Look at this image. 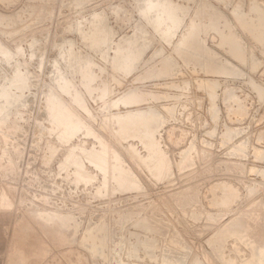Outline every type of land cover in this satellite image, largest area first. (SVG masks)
I'll return each instance as SVG.
<instances>
[{
    "label": "rangeland",
    "instance_id": "374dc122",
    "mask_svg": "<svg viewBox=\"0 0 264 264\" xmlns=\"http://www.w3.org/2000/svg\"><path fill=\"white\" fill-rule=\"evenodd\" d=\"M262 12L264 0H0V264H178L183 253L224 264L220 252L240 264L256 252L239 232L264 244ZM225 61L229 72L211 69Z\"/></svg>",
    "mask_w": 264,
    "mask_h": 264
},
{
    "label": "bare ground",
    "instance_id": "6f19581e",
    "mask_svg": "<svg viewBox=\"0 0 264 264\" xmlns=\"http://www.w3.org/2000/svg\"><path fill=\"white\" fill-rule=\"evenodd\" d=\"M161 5H162V4H161ZM151 6H152V5H151ZM154 6H155V5H154ZM163 7H164V6H163ZM178 8H179V7H178ZM162 9H163V8H162ZM166 10H167V9H166ZM178 10H179V9H178ZM150 11H151V10H150ZM182 11H183V10H182ZM262 13L264 14V12H262ZM262 13H261V15H262ZM261 15H260V17L264 16V15H262V16H261ZM157 16H158V15H157ZM165 16H166V15H165ZM239 17H240V16H239ZM262 19H264V18L262 17ZM239 20L242 21L243 18H241V19L239 18ZM153 21H154V20H153ZM4 23H5V22H4ZM108 23H109V22H108ZM157 24H158V23H157ZM242 24H244L245 26L247 25V24H245L243 21H242ZM193 25H194V24H193ZM255 26H257V25H256V24L253 25V27L255 28V30H257V28H259V27H258V26L255 27ZM262 26H263V25H262ZM251 27H252V26H251ZM251 29H252V31H253V35H254V32H255V31L253 30V28H251ZM95 31H96V30H95ZM92 32H93V31H92ZM109 32H110V31H109ZM251 34H252V32H251ZM258 34H259V33H258ZM260 34H262L261 31H260ZM231 35H232V34H231ZM233 35H234V34H233ZM253 35H252V36H253ZM256 35H257V33H256ZM256 35H255V36H256ZM262 35H263V34H262ZM143 36H144V35H143ZM234 36H236V35H234ZM234 36H233V37H230V36H229V37L232 38V40H237L238 38H236V37H234ZM258 36H259V35H258ZM260 37H263V36H260ZM230 38H229V40H230ZM233 38H234V39H233ZM235 38H236V39H235ZM256 38H257V37H256ZM259 40H260V39H259ZM259 40H258V41H259ZM1 41H2V40H1ZM225 41H227V39H226ZM239 41H240V40H239ZM230 42H231V41H229L228 43H230ZM232 42H233V41H232ZM234 42H235V41H234ZM259 42H260V41H259ZM133 43H134V42H133ZM135 43H136V42H135ZM160 43H161V42H160ZM236 43H237L236 45H238V42H237V41H236ZM239 43H241V42H239ZM99 44H100V43H99ZM233 44H234V43H233ZM129 45H130V44H129ZM230 45H232V44H230ZM234 45H235V44H234ZM235 47H236V46H235ZM237 47H238V46H237ZM232 48H234V46L231 47V50H232ZM243 48H244V47H243ZM131 49H133V48H131ZM234 49H236V48H234ZM244 49H245V48H244ZM244 49H243V50H244ZM142 50H143V49H142ZM239 50H241V49H239ZM205 51H206V50H205ZM237 51H238V48H237ZM244 51H245V50H244ZM126 52H127V51H126ZM207 52H208L210 55H212L213 57L216 55L215 51L209 50V51H207ZM233 52H234V51H233ZM239 52H240V51H239ZM234 53H235V52H234ZM246 53H247V52H246ZM235 54H236V53H235ZM70 55H71V54H70ZM244 55H246V54H244ZM241 56H242V55H241ZM236 57H239V55L236 56ZM242 57H243V56H242ZM243 58H244V57H243ZM243 58H241V59H243ZM245 58H247V57L245 56ZM209 61H210V60H209ZM228 61H229V60H228ZM228 61H225L226 63H225L224 66L221 65L220 67H219V66L217 67V65H215L216 67L214 66V67H212L211 69H212L213 71H219L220 73H221V71H222L223 73H225V72L227 73V72H229V70L232 68V66H231L232 63H230V62H228ZM84 66H85V65H84ZM111 66H112V65H111ZM86 68H87V67H86ZM90 68H91V67H90ZM85 71H86V70H85ZM62 78H63V77H62ZM65 78H66V77H65ZM60 80H61V79H60ZM68 80H69V79H68ZM68 80H67V81H68ZM82 80H83V79H82ZM61 81H62V80H61ZM61 81H60V82H61ZM65 81H66V79H65ZM67 81H66V82H67ZM113 81H114V80H113ZM62 82H63V81H62ZM66 82H64V83H66ZM68 82H71V81H68ZM64 83H63V84H64ZM66 84H67V83H66ZM68 84H69V83H68ZM91 84H92V83H91ZM61 85H62V84H61ZM71 85H72V84H71ZM71 85H70V86H71ZM59 86H60V85H59ZM105 86H106V85H105ZM61 87H63V86H61ZM66 87H69V86L66 85ZM106 87H107V86H106ZM65 89H66V88H65ZM65 89H64V90H65ZM69 89H70V87H69ZM72 89H74V88H72ZM105 89H107V88H105ZM108 89H109V88H108ZM64 90H62V91H64ZM74 90H76V89H74ZM212 90H213V88H212ZM66 91H67V90H65V92H66ZM77 91H78V90H77ZM106 91H107V90H106ZM106 91H105V92H106ZM69 92H70V91H69ZM71 93H73V92L71 91ZM71 93H70V94H71ZM78 93H79V91H78ZM78 93H76V95H78ZM148 93H149V92H148ZM152 94H153V93H152ZM52 95H53V94H52ZM52 95H51L50 97H52ZM55 95H56V94H55ZM78 96H79V95H78ZM78 96H77V98H78ZM81 96L83 97V94H82ZM105 96H107V95H105ZM143 96H144V95H143ZM145 96H146V95H145ZM50 97H49V98H50ZM57 97H59V96L56 95L55 99H57ZM82 97H79V99H81ZM49 98H48V99H49ZM75 98H76V97H75ZM75 98H74V99H75ZM77 98H76V100H79V99H77ZM123 98H124V97H123ZM143 98H144V97H143ZM4 99H6V98H4ZM50 99H51V98H50ZM53 99H54V97H53ZM60 99H61V97L58 98L59 103H61V105H59L58 107H60V110H61V106H62L63 108L66 106V105H65V106L62 105V104H64L66 101L64 102V100H61V101L64 102V103H62V102H60ZM62 99H63V98H62ZM48 101H50V100H48ZM51 101H53V100L51 99ZM74 101H75V100H74ZM74 101H73V103H75ZM81 101H82V100H81ZM81 101H80V102L78 101V102L81 104ZM88 101H89V100H88ZM5 102H6V101H5ZM53 102H54V101H53ZM69 102H70V101H69ZM83 102H84V101H83ZM56 103H57V101H56ZM79 103H78V105H79ZM117 103H118V102H117ZM49 104H50V106L53 105V104L51 105V103H49ZM57 104H58V103H57ZM65 104H66V103H65ZM71 104H72V103H71ZM71 104L69 103V105H71ZM76 104H77V103H75V105H76ZM82 104H83V103H82ZM82 104H81V105H82ZM54 105L56 106L55 103H54ZM54 105H53V106H54ZM67 105H68V103H67ZM81 105H80V106H81ZM55 106H54V108H55ZM73 106H74V105H73ZM83 106L86 107V102H85V105H83ZM69 107H70V106H69ZM51 108H52V107H51ZM51 108H49V109H51ZM66 108H67V107H66ZM66 108H65V110H63L64 112L66 111ZM74 108H76V107H74ZM86 109H87V108H86ZM88 109H89V108H88ZM52 110H55V109L52 108ZM57 110H59V109H57ZM60 110H59V111H60ZM67 110L69 111L70 109L67 108ZM75 110H76V109H74V111H75ZM156 110H157V109H156ZM72 111H73V110H72ZM74 111H73V113H74ZM88 111H89V110H88ZM152 111H153V110H152ZM157 111H158V110H157ZM54 112H55V111H54ZM54 112H52V113H54ZM70 112H71V111H70ZM89 112H91V111H89ZM55 113H56V112H55ZM58 113L64 114V113L62 112V110H61L60 112H57L56 114H58ZM75 113H76V112H75ZM85 113L88 114V112H86V111H85ZM133 113H134V112H133ZM56 114H54V115L51 114V115H52V116H55V118L58 117L57 119H59V116H58V115L56 116ZM66 114L69 115V113H66ZM66 114H65V115H66ZM145 114H146V113H145ZM148 114H149V113H148ZM151 114H152V113L150 112V115H151ZM153 114H154V113H153ZM158 114H159V112H158ZM59 115H60V114H59ZM68 115H67V116H68ZM77 115H78V113H77ZM82 115H83V114H82ZM88 115H90V114H88ZM92 115H93V114H92ZM150 115H149V117L153 116V115H151V116H150ZM52 116H51V117H52ZM60 116H61V115H60ZM70 116L73 117V116H75V115L71 114ZM70 116H69V119H70ZM116 116H117V115H116ZM141 116H142V115H141ZM147 116H148V115H147ZM72 117H71V118H72ZM90 117H91V116H90ZM113 117H115V116L113 115L112 118H113ZM125 117H126V116H125ZM145 117H146V116H145ZM61 118H62V117H61ZM64 118H68V117L65 116ZM64 118H63V120L60 119L61 122L64 121ZM75 118H76V117H75ZM93 118H94V117H93ZM143 118H144V117H143ZM57 119H55V120H57ZM77 119H78V117L76 118V120H75V119H74V120H75L76 122H78ZM81 119H82V118H81ZM81 119H78V120H81ZM141 119H142V118H141ZM147 119H148V118H147ZM55 120H54V121H55ZM149 120H150V119H149ZM149 120H148V121H149ZM69 121H71V120H69ZM69 121H68V122H69ZM75 121H74V122H75ZM120 121H122V119H121ZM152 121H153V120H152ZM52 122H53V121H52ZM72 122H73V121H72ZM122 122H123V121H122ZM59 123H60V122H59ZM59 123H57V125H58ZM64 123H65V122H64ZM64 123H63V124H64ZM66 123H67V121H66ZM80 123H81V122H80ZM133 123H134V122H133ZM146 123H147V122H146ZM54 124H55V123H54ZM60 124H61V123H60ZM75 124H76V123H75ZM78 124H79V123H78ZM121 124L126 125L125 123H121ZM129 124H130V123H129ZM61 125H62V124H61ZM61 125H60V127H61ZM67 125H68V123H67ZM67 125H66V126H67ZM70 125H71V123H70ZM70 125H69V128L71 129ZM130 125H131V124H130ZM134 126H135V125H134ZM153 126H154V125H153ZM58 127H59V126H58ZM63 127H64V126H63ZM76 127H77V126H76ZM126 127H127V126H126ZM146 127H147V126H146ZM150 127H151V126H150ZM64 128L66 129V127H64ZM129 128H130V127H129ZM62 129H63V128H62ZM70 129H69V130H70ZM142 129H143V128H142ZM153 129H154V128H153ZM231 130H232V129H231ZM64 131H65V130H64ZM127 131H128V130H127ZM65 132H67V130H66ZM122 132H123V131H122ZM71 133L74 135L73 132H71ZM127 133H128V132H127ZM147 133H148V132H147ZM67 134H68V133H67ZM151 134H152V133H151ZM122 135H124V134H122ZM127 135H128V134H127ZM130 135H131V134H130ZM124 136L127 137L126 135H124ZM124 136H123V137H124ZM135 136H136V135H135ZM123 137H122V138H123ZM123 139H124V138H123ZM152 143H153V142H152ZM128 146H129V145H128ZM74 148H75V147H74ZM83 148H84V147H83ZM93 148H94V147H93ZM95 148H96V147H95ZM95 148H94V149H95ZM101 148H102V147H101ZM127 148H128V147H127ZM129 148H130L131 155H132L137 161L140 160V161H139V162H140L139 165L141 164V162H143L144 160H146L144 157L142 158L141 154L137 151V149H135V148H133V147H129ZM148 148H149V147H148ZM152 148H153V147H152ZM78 149H79V148H78ZM94 149H92V150L94 151V154H95V152H97V151H95ZM98 149H99V148H98ZM106 149H107V148H106ZM124 149H125V148H124ZM156 149H157V148H156ZM156 149H155V151H156ZM71 150H72V149H71ZM74 150H75V149H74ZM74 150H72V152H73ZM80 150H81V149H80ZM83 150H84V149H83ZM86 150H88V149H86ZM126 150H127V149H126ZM75 151H78V150H75ZM81 151H82V150H81ZM81 151H79V153H80ZM89 151H90V150H89ZM102 151H103V150H102ZM128 151H129V150H128ZM91 152H92V151H91ZM91 152H90V153H91ZM104 152H105V151H104ZM104 152H102L103 155H104ZM107 152H108V151H107ZM109 152H110V151H109ZM130 152H129V153H130ZM260 152H261V151H260ZM84 153L86 154V151H85ZM90 153H89V154H90ZM80 154H81V153H80ZM82 154H83V153H82ZM85 154H83V155H84V156H87V155H85ZM96 154H97V153H96ZM100 154H101V153H100ZM102 154H101V156H102ZM108 154H109V153H108ZM111 154H112V153H111ZM111 154H110V158H111ZM260 154H261V153H260ZM68 155H69V154H67V156H68ZM83 155H81V156L83 157ZM91 155H92V154H91ZM97 155H98V154H97ZM105 155H106V154H105ZM114 155H115V154H114ZM117 155H118V154H117ZM117 155H116V156H117ZM74 156H75V155H74ZM81 156H80V157H81ZM89 156H90V155H89ZM144 156H145V155H144ZM148 156H150V155H148ZM77 157H79V156L77 155ZM95 157H96V156H95ZM95 157H94V159H95ZM98 157H99V159H98V158H97V159L100 160V156H98ZM106 157L108 158L107 155H106ZM106 157H104V158H106ZM113 157H114V156H113ZM117 157H118V156H117ZM259 157H260V156H259ZM69 158L71 159V158H74V157H73V155H72V157L69 156ZM69 158H67V159L69 160ZM84 158H85V157H84ZM90 158H91V157H89V160H88V161H90ZM92 158H93V156H92ZM101 158H103V157H101ZM104 158H103V159H104ZM141 158H142V159H141ZM75 159L78 160V158H75ZM87 159H88V158H87ZM94 159H93V160H94ZM108 159H109V158H108ZM143 159H144V160H143ZM65 160H66V159H65ZM106 160H107V159H106ZM110 160H112V159H110ZM141 160H143V161H141ZM69 161L71 162V161H74V160L71 159V160H69ZM69 161H66V162H69ZM80 161H82V160H80ZM91 161H92V160H91ZM94 161H96V160H94ZM114 161H115V159H114ZM116 161H118V160H116ZM147 161H148V159H147ZM147 161H146V162H147ZM158 161H159V160H158ZM70 162H69V165H70ZM78 162H79V161H77V163H78ZM92 162H93V161H92ZM98 162H100V161H98ZM162 162H163V161H162ZM64 163H65V162H64ZM64 163H62V164H64ZM74 163H76V162L74 161ZM93 163H94V162H93ZM95 163H97V162H95ZM101 163H105V162H104V161H103V162L101 161ZM115 163H117V162H115ZM144 163H145V162H144ZM148 163L150 164V161H149ZM159 163H160V162H159ZM163 163H164V162H163ZM72 164H73V163H72ZM72 164H71V165H72ZM79 164H80V163H79ZM82 164H83V163H82ZM82 164H81V165H82ZM119 164H120V163H119ZM142 164H143V163H142ZM146 164H147V163H146ZM165 164H166V163H165ZM165 164H164V166H165ZM65 165H67V164H65ZM74 165H76V164H74ZM74 165H72V166H74ZM91 165H92V164H91ZM93 165H94V164H93ZM96 165H97V164H96ZM102 165H104V164H102ZM109 165H111V164H109ZM125 165H126V164H125ZM61 166H62V165H61ZM76 166H79V165H76ZM104 166H105L106 168L109 167V166H107V165H104ZM112 166H113V167L115 166V164L113 165V162H112ZM119 166H120V165H119ZM140 166H141V165H140ZM162 166H163V165H162ZM164 166H163V167H164ZM166 166H167V164H166ZM80 167H81V166H80ZM95 167H97V166H95ZM99 167H100V166H99V164H98V168H99ZM110 167H111V166H110ZM73 168H74V167H73ZM102 168H104V167L102 166ZM111 168H112V167H111ZM117 168H118V167H116V168L114 167L113 169H117ZM123 168H124V167H123ZM74 169H75V168H74ZM78 169H79V168L77 167V169H75V170H78ZM84 169H85V168H84ZM113 169H112V170H113ZM120 169H121V166H120ZM79 170H82V171H83V173H82L83 177L86 176V175H84L85 171L83 170V166H82L81 169H79ZM86 170H87V169H86ZM110 170H111V169H110ZM112 170H111V171H112ZM117 170H118V169H117ZM162 170H163V169H162ZM113 171H115V170H113ZM121 171H122V170H121ZM124 171H125V170H124ZM76 172H77V171H76ZM79 172H81V171H79ZM77 173H78V172H77ZM120 173H121V172H120ZM125 173H126V174H128V173L130 174V172H128V173L125 172ZM80 174H81V173H80ZM85 174H86V173H85ZM87 174H88V172H87ZM114 174H115V173H114ZM116 174H118V173H116ZM123 174H124V173H123ZM123 174H122V175H123ZM82 175H81V176H82ZM89 175H90V174H89ZM91 175H92V174H91ZM91 175H90V176H91ZM108 175H109V174H108ZM120 175H121V174H119V177H122V176H120ZM157 175H158V174H157ZM78 176H80V175H78ZM87 176H88V175H87ZM115 176H116V175H115ZM130 176H131V175H130ZM109 177H110V176H109ZM117 177H118V176H117ZM127 177H128V175H127ZM127 177H126V178H127ZM88 178H89V176H88ZM88 178H87V179H88ZM90 178H92V176H91ZM111 178H112V177L107 178V179H109V181H110ZM82 179H83V178H82ZM115 179H117V178H115ZM115 179H114V181H116ZM119 179H120V178H119ZM123 179H124V178H123ZM128 179L131 181V180L133 179V177H132V179H130V178H128ZM85 180H86V178H85ZM85 180H84V181H85ZM125 180H126V179H125ZM129 180H127V181L129 182ZM133 180H134V179H133ZM136 180H137V179H136ZM87 181H88V180H87ZM87 181H86V182H87ZM106 181H108V180H106ZM106 181H105V182H106ZM114 181H113V183H114ZM123 181H124V180H123ZM123 181H121V182L123 183ZM134 181H135V180H134ZM118 182H119V181H118ZM118 182H116V183H118ZM124 182H125V181H124ZM131 182H133V181H131ZM108 183H109V186H110V184H112L111 181L108 182ZM125 183H126V182H125ZM125 183H124V185H125ZM133 183H134V182H133ZM119 184H120V182H119ZM127 184H128V183H127ZM136 184H137V183H136ZM136 184H135V185H136ZM122 185H123V184H122ZM129 185H130V184H129ZM132 185H133V184H132ZM107 186H108V185L106 184V187H107ZM109 186H108V188H109ZM115 186H116V185H115ZM120 186H121V185H120ZM120 186H119V189H120ZM125 186H126V185H125ZM125 186H124V190H125ZM110 187H112V185H111ZM122 187H123V186H122ZM122 187H121V189H122ZM221 187H222V186H221ZM108 188H107V189H108ZM113 188H114V186H113ZM113 188H111V189H109V190H115V189H113ZM115 188H116V187H115ZM219 188H220V187H219ZM117 189H118V188H117ZM122 191H123V190H122ZM6 201H7V198L5 199V197H4V198L1 197V199H0V203H1L2 205H6ZM224 203H225V202H224ZM36 214H37V213H36ZM37 215H39V214H37ZM50 215H51V214H50ZM50 215H49V216H50ZM54 215H56V213H54ZM57 215L60 216V214H57ZM72 215H73V214H72ZM40 216H41V214H40ZM59 216H58V217H59ZM53 217L56 218V219H58L56 216H53ZM43 218L47 219V217H43ZM50 218H51V217H50ZM50 218H48V219L50 220ZM62 218H63V217H62ZM65 218H66V216H65ZM65 218H64V219H65ZM51 219L53 220V218H51ZM56 219H54V220L57 221ZM67 219H69V218L67 217ZM67 219H66V220H67ZM71 219L73 220V217L70 218V221H71ZM58 220H60V219H58ZM60 221H62V219H61ZM73 221H75V220H73ZM76 221H78V220H76ZM50 222H51V220H50ZM102 222H104V221H102ZM51 223H54V222L52 221ZM60 223H62V222H60ZM64 223H65V221L63 222V226H62V224L59 225V222L57 221V222L55 223V225L57 224L59 227H63V228H64ZM69 223H70V222H69ZM73 223H74V222H73ZM75 223H77V222H75ZM65 224H66V223H65ZM67 224H68V223H67ZM67 224H66L65 226H67ZM105 224H106V223H105ZM51 225H54V224H51ZM69 225H71V223H70ZM69 225H68L67 227H65L64 229H62V228H60V229H62L63 231H65L66 228L68 229ZM77 225H78V223H77ZM72 226H73V225H72ZM72 226H71V227H72ZM146 226H147V225H146ZM262 226H263V224H262ZM50 227H51V226H50ZM52 227H53V226H52ZM52 227H51V228H52ZM56 227H57V226H56ZM75 227H76V226H75ZM86 227H87V226H86ZM90 227H91V226H90ZM90 227H89V228H90ZM95 227H96V226H95ZM104 227H105V226H104ZM260 227H261V226H260ZM260 227H259V228H260ZM69 228H70V227H69ZM72 228H73V230H74V227H72ZM89 228H88V229H89ZM109 228H110V227H109ZM236 228H237V227H236ZM250 228H251V227H249V228L246 227V228H245V231L243 230V231L239 232V233H240L239 235L241 236V239L243 240V242L245 243V245H247L249 248H252V250H254V249H257V250H256V252H253L252 255L248 256L246 260L241 261L240 264H264V244L262 243V244H263V247H262V246H261L262 244L259 243V244H260V245H259L260 248H258V247H256V246L254 245V243H256V242L253 243V241L249 240V236H248V234H250V232L253 231V230H251ZM75 229H76V228H75ZM90 229H91V228H90ZM96 229H97V228H96ZM262 229H263V228H262ZM25 230H26V228H25ZM100 230H101V229H100ZM258 230H259V229H258ZM263 230H264V229H263ZM56 231H57V230H56L54 227H53V229H51V233H52L53 235H55V233H59V232H60L59 235L61 236V232H62V231H59V232H56ZM74 231H75V230H74ZM74 231H73V232H74ZM88 231H89V230H87V232H88ZM92 231H93V230H92ZM92 231H90V232L92 233ZM109 231H110V230H109ZM238 231H239V230H238ZM90 232H88V233L90 234ZM66 233H67V232H66ZM75 233H76V232H74V234H75ZM97 233H98V232L96 231V234H97ZM262 233H263V232H262ZM63 234H64V233H63ZM63 234H62V236H61L60 239H63V236H65V235H63ZM83 234H84V233H83ZM86 234H87V233H86ZM89 234H88V235H89ZM92 234H93V233H92ZM94 234H95V231H94ZM76 235H77V234H75L74 237H75ZM97 235H98V234H97ZM99 235H100V234H99ZM101 235H102V234H101ZM24 236H25V235H24ZM24 236H23V237H24ZM26 236H27V235H26ZM66 236H67V235H66ZM72 236H73V234H72ZM72 236H71V237H72ZM82 236H83L82 238H84V235H82ZM89 236H90L91 239L94 240V238H95L96 235L93 236L94 238L92 237V235H89ZM103 236H104V235H103ZM54 237H55V236H54ZM67 237H68V236H67ZM67 237L64 238V239H67ZM74 237H73V238H74ZM96 237L98 238L99 241L102 240V239H99V238H100L99 236H96ZM105 237H106V236H105ZM105 237H103V239H104ZM213 237H214V236H213ZM26 238H27V237H26ZM56 238H57V237H56ZM68 238H69V237H68ZM75 238H78V237L76 236ZM82 238H81V239H82ZM86 238H88V237H86ZM97 238H95V239L97 240ZM101 238H102V237H101ZM173 238H174V237H173ZM29 239H30V237H29ZM51 239H52V238H51ZM58 239H59V238H57V240H58ZM60 239H59V240H60ZM64 239H63V240H64ZM81 239H80V240H81ZM215 239H216V238H215ZM23 240H24V239H23ZM25 240H26V239H25ZM31 240L33 241V238H31ZM74 240H76V239H74ZM105 240H107V239H105ZM86 241H88V240H86ZM102 241H104V240H102ZM102 241H101V242H102ZM107 241L109 242L110 240L108 239ZM107 241H106V243H107ZM82 242H83V241H82ZM88 242H89V241H88ZM91 242H92V240H91ZM92 243H93V242H92ZM102 243H104V242H102ZM111 243H112V242H111ZM111 243H110V244H111ZM211 243H212V242H211ZM223 243H224V242H223ZM223 243H222V242H219L217 245H218L219 247H222ZM90 244H91V243H90ZM90 244L88 243V244H86V245H90ZM93 244H94V243H93ZM93 244H92V248H93ZM97 244H98V243H97ZM108 244H109V243H108ZM213 244H214V243H213ZM215 244H216V243H215ZM215 244H214V246H215ZM83 245H84V244H83ZM95 245H96V244H95ZM153 245H154V244H153ZM171 245H172V244H171ZM29 246H30V245H29ZM96 246L98 247V245H96ZM105 246H107V244H105ZM105 246H102V245H101V247H103V248H104ZM111 246H112V245H111ZM208 246L211 247V244L209 243ZM88 247H89V246H88ZM90 247H91V245H90ZM94 247H95V246H94ZM27 248H28V247H26V249H27ZM32 248H34V246H32ZM92 248H91V249H92ZM214 248H215V247H214ZM34 249H35V248H34ZM98 249H99V247H98ZM100 249H101V248H100ZM100 249H99V250H100ZM167 249H168V248H167ZM94 250H95V249H94ZM94 250H93V251H94ZM96 250H97V249H96ZM173 250H174V249H173ZM175 250H177V249H175ZM25 251H26V250H25ZM100 251H101V250H100ZM100 251L98 252V250H97L98 253H100ZM171 251H172V250H171ZM29 252H31V251H29ZM94 252H95V251H94ZM97 252H95V254H96ZM169 252H170V251H169ZM169 252H168V253H169ZM172 252H173V251H172ZM180 252H181V251H180ZM212 252H213V251H212ZM101 253H102V251H101ZM156 253H157V252H156ZM107 254H108V253H107ZM120 254H121V253H120ZM166 254H167V252H166ZM171 254H172V253H171ZM173 254H174V253H173ZM181 254H182V253H181ZM181 254L179 253V255H181ZM210 254H211V253H210ZM213 254H214V253H213ZM250 254H251V253H250ZM20 255H21V254H20ZM104 255H106V254H104ZM152 255H153V254H152ZM157 255H159V253H158ZM169 255H170V254H169ZM174 255H175V254H174ZM153 256H154V255H153ZM164 256H166V255H164ZM172 256H173V255H172ZM172 256H171V257H172ZM185 256H186V255L183 253V256L180 258V261H179L178 264H183V263L185 264V260H184ZM215 256H216V255H215ZM217 256H218V255H217ZM219 256H220L221 261H222L224 264H236L235 261L232 260V259H229V258L226 259L227 257L223 258L224 256L222 255L221 252H220V255H219ZM17 257H18V256H17ZM21 257L23 258L22 255H21ZM25 257H26V256H25ZM161 257H162V256H161ZM178 257H179V256H178ZM186 257H187V256H186ZM26 258H27V257H26ZM153 258H154V257H153ZM169 258H170V257H169ZM215 258H216V257H215ZM218 258H219V257H218ZM109 259H110V258H109ZM154 259H156V258H154ZM166 259H168V258L166 257ZM178 259H179V258H178ZM17 260H18V259H17ZM24 260H25V259L23 258L22 261L24 262ZM174 260H176V262H178L177 259H175V257H174ZM170 261H171V258H170ZM18 262H20V261H18ZM174 262H175V261H173V263H174ZM21 263H22V262H20V264H21ZM15 264H17L16 261H15ZM22 264H23V263H22ZM56 264H57V263H56ZM162 264H172V263L169 262L168 260H165V258H164V263H162ZM175 264H176V263H175ZM186 264H187V261H186ZM193 264H194V263H193ZM195 264H196V263H195ZM198 264H200V263L198 262Z\"/></svg>",
    "mask_w": 264,
    "mask_h": 264
}]
</instances>
